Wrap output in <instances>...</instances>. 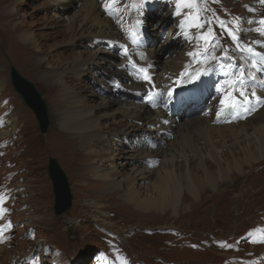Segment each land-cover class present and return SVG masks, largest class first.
<instances>
[{
	"label": "rangeland",
	"instance_id": "1",
	"mask_svg": "<svg viewBox=\"0 0 264 264\" xmlns=\"http://www.w3.org/2000/svg\"><path fill=\"white\" fill-rule=\"evenodd\" d=\"M224 1L225 4L221 5L220 0H211L212 5L209 8L205 0L204 9L209 10L208 14L213 18L222 19L229 27L233 22L234 24L238 22L242 29L237 33L241 46L250 45L262 53L264 46L257 49L253 42L264 40V37L255 31H251L252 35H248L250 31L247 30L249 27L253 29L261 27L255 21L264 18V10H262L264 3L257 0L246 4L241 0ZM98 2L104 4L105 0ZM141 2L142 0H115L113 3V0H110L107 5L109 7L113 3L108 12L109 17L118 16L122 19L132 17L135 24L138 20L143 21L142 32L148 35V39L140 43L141 47L126 48L127 55H125V48L117 44L112 46L111 39L104 41L84 39L77 47L69 45L60 47L62 57L67 58L69 54L86 51L89 56L102 57L116 65L127 60L125 64L128 67L132 52L140 50L151 53L153 49L158 48L160 53L152 66L159 73L164 71L173 59L177 60L184 54L197 50L202 52L208 47L204 40L199 39L198 34L206 32L207 28L211 27L216 40V43L211 45L213 49L211 55L218 57L220 63L201 58L199 62L196 60L197 64L207 66L212 62V66L217 65L214 67L218 68L217 71L229 70L223 66L236 65L237 62L239 63L236 66L231 65L230 70L244 66L242 61L245 62L246 54L248 56L249 54L246 51H239L236 43L224 29L205 24L198 33L185 32L180 35L184 28L182 30L179 25L180 16L173 13L175 0H143L142 16L137 11ZM68 3H70L68 0H0V82L3 84L0 91V197L4 199V203L0 204V209L3 210L0 216V228L4 229L3 234L0 235V248L6 250L0 253V264H264V161L262 167H255L251 171L249 180L257 187L254 189L257 192L249 199L250 201L237 200V194L246 192L247 188L244 184H239L238 187L231 183L237 173L234 171L230 179L217 177L218 188L217 185L214 189L209 185L208 188L205 186L204 198L213 197L218 200L222 193H227V200L222 203L215 202L216 200L201 201V198L196 202L183 201L176 212L173 209L164 212L154 209L140 211L134 205L125 203L117 194L109 201L98 202L99 209L90 208V204H93L92 200H98L96 197L100 192L106 193V190L102 185L94 187L96 190H92L91 186H78V175L82 176L91 169L90 158L80 149H77V159L81 162L72 167L59 153L52 152L47 146L48 137L53 134L58 114L54 111L50 97L41 84L44 76L39 74L40 68L36 63L33 64L31 72L24 68L22 56L25 55L26 50L19 37L23 25L25 30H32L37 34L40 42L49 48L62 42L70 20L74 21V17L79 16L82 6L76 2L64 11H57L55 8L56 5H68ZM215 4L218 5V10L214 7ZM197 14L193 9L187 10L186 31L192 27L190 22H197ZM3 15L7 19L6 22H1ZM237 18H240L239 21ZM207 19L204 16V20ZM204 20L200 18L199 22ZM248 21L253 23H247ZM132 29L131 25L126 24V31L130 33ZM211 38L212 36L209 37ZM54 54V48L46 52L48 57ZM225 55L228 59H224ZM236 57L241 58V63L235 61ZM11 66L35 85L47 103L50 120L47 133L40 132L34 112L15 92L11 83ZM244 67L247 69V65ZM113 71L116 74L109 76L103 74L101 67L93 66L82 80V86L91 88L95 82L107 84L108 93L91 89L84 93V100L91 106L104 108L106 99L110 100V107L97 111L101 117L106 113L112 115L114 111L125 106L142 105L151 93H145L144 98L141 99L135 91L130 90L129 86L133 82L129 81L137 76L134 80L139 82L142 77L140 74L144 75V73L138 71V75H135L136 72L133 70L128 71L121 66ZM214 73L220 72L213 70L210 75ZM127 74H130V78H126ZM68 76L65 74L66 79L69 80L70 76ZM213 83L214 89H217L216 81ZM212 95H207L202 102L209 101ZM162 99L159 98V106ZM11 117L16 120L15 127L9 130L11 131L9 135H3ZM26 117L32 121L34 135L40 141L42 148L41 160L38 163L31 161L29 138L22 132V118ZM120 120V115L116 114L112 118H102L100 122L106 130L117 135L126 131L128 128L126 125L129 124L120 123ZM141 126L136 124L135 128ZM180 131L179 127H175L173 134L178 135ZM139 133L140 131H134L131 135H144ZM167 139L170 141L172 137L168 136ZM126 140L122 143L124 145L120 146L123 151L131 152L136 148V144L142 143V139L135 137ZM161 147L163 148L164 144ZM186 148L190 151L189 147ZM50 158L55 159L66 174L73 196L72 208L62 216L55 214L53 183L49 177ZM82 158L84 160H81ZM174 162L180 167L178 171L181 172L183 159L179 157ZM190 165L193 169L199 168V162L195 158ZM135 166L148 168L145 164L135 163ZM133 167L134 165L128 167V172ZM159 167L161 165L156 163L152 169L156 170ZM207 167L210 170L215 168L219 170V165L212 160H209ZM248 171L246 169V172ZM151 177L150 180L153 182L157 176L152 174ZM37 180L41 183H36ZM43 187L48 191L46 208L43 205V198L37 197L40 188ZM186 194L184 189L183 197ZM102 213L105 215L104 222L100 221Z\"/></svg>",
	"mask_w": 264,
	"mask_h": 264
},
{
	"label": "bare ground",
	"instance_id": "2",
	"mask_svg": "<svg viewBox=\"0 0 264 264\" xmlns=\"http://www.w3.org/2000/svg\"><path fill=\"white\" fill-rule=\"evenodd\" d=\"M68 1L70 2L68 5H56V10L64 11L77 2L82 4L80 14L74 17V21L70 20L63 41L52 47L55 52L53 56L48 57L46 55V52L52 48L42 44L39 36L32 30H25L23 25L19 37L22 40V46L26 50L25 55L22 56L24 68L31 72L34 63L40 68L41 72L39 74L44 76L41 84L45 93L50 97L54 111L58 114L53 134L48 137L47 146L52 152L59 153L72 167L81 162L77 159V149H80L83 154L90 158L89 165L91 169L82 176L78 175V186H91L94 190V187L102 185L106 190V193L100 192L97 197L94 196L98 200H92L93 204L89 203L90 208L99 209L98 202L109 201L114 195L119 194L125 203L134 205L140 211L154 209L164 212L167 209H173L176 212L179 204L183 201L196 202L201 198V201L206 202L216 200L213 197L204 198L205 186L209 185L214 189L217 185L218 188L217 177L220 176L224 180L230 179L234 171L237 172L234 176L236 178L233 177L231 183L238 187L239 184H244L247 188L246 192L237 194V200L251 199L257 192V190H254L257 187L249 180L251 171L255 167H262L264 161V104H257L253 99L251 104H241L235 111L221 112L220 100L224 98V94L229 90V87H224L225 90L219 94L218 90L214 89L213 82L215 78L210 79L203 86L204 79L209 73L192 82H188L187 75L180 78V74L186 70L188 73H194V71L197 72L204 67L210 68L211 66V64L207 66L198 65L197 59L188 54H182L183 56L177 60L173 59L165 70L159 73L153 67L160 53V49L155 47L151 53H144L140 50L132 52L129 56L130 64L128 67L125 64L127 60H123L121 63L119 62V65H116L105 58L89 56L86 51L69 54L67 58H63L60 47L63 45L77 47L81 45L84 39H91V41L111 39L112 46L117 44L127 49L132 46L139 47L140 43H144L148 39V35L143 32L142 39L137 41L132 38L129 31H126V24L131 25L133 28L136 25L132 17L122 19L118 16H108L110 8L107 5L110 0H105L104 4H100L98 0ZM175 1L176 5L173 13L177 15L179 4L180 14L178 16L181 19L179 25L183 24L184 28L183 30L181 27L182 32L178 30L180 35L185 32L188 34L198 33L199 30L192 26L186 31L185 24H188L186 17L188 9L196 11L203 20L206 16L207 20L211 21L210 26H218L221 29L219 21L223 20H217L208 14L209 10L204 9L205 0H199L196 6L192 8L184 7L181 0ZM241 1L246 4L253 0ZM260 1L257 0V2ZM220 2L221 5L225 4L224 0H220ZM206 5L210 8L212 5L211 0H207ZM214 7L218 10L217 4ZM6 20L5 15H3L1 22H6ZM190 23L193 25L194 21ZM250 29H253V27H249L247 32ZM252 32L250 31L248 35H252ZM201 33L198 34L200 35L199 39H201ZM203 33H207V30ZM248 35L247 37H251ZM261 46L255 44L257 49ZM245 59L244 62L241 58L236 57L235 61H242V65H247L249 71H254L250 67V57L247 54ZM93 66L101 67L103 74L109 76L116 74L113 70L118 66L128 71L133 70L136 72L135 75H138L139 68L147 69L155 88L143 79L144 75L139 73L142 76L139 82L134 80L137 78L134 75L129 81L130 83L133 82L129 86L130 90L135 91L141 99L148 92L158 91L162 93L160 96L163 98L161 106H159V97L156 99L155 107L147 99L142 105L125 106L114 111L112 115L106 113L102 117L99 116L97 111L103 107L91 106L84 100V93H87L90 89L108 93L107 84L95 82L93 88L82 86L83 77L88 74ZM214 67H217V65ZM215 69L217 71L218 68ZM65 74L70 76H68L69 80L66 79ZM129 75L127 74L126 78H130ZM256 76L257 79L253 85H250V88H254L252 90L256 91L257 95L264 96V72L256 73ZM178 78L180 79L178 80ZM2 87L3 84L0 82V91ZM197 88H200L198 101L187 95L183 96V94L196 95ZM170 90L173 93L171 96L168 95ZM210 94H213L212 98L209 101L202 102V99ZM106 100L105 106L103 105L104 108L110 107V100ZM116 101L119 100L116 99ZM173 105L174 110H172ZM249 108L253 110L249 111ZM116 114L121 117L120 123H129L126 125L127 130L117 135L106 130L100 122L102 118H112ZM178 120H180L179 123ZM15 124L16 120L11 117L7 129L3 131V135H9L11 132L9 130L14 129ZM136 124L142 126L135 128ZM32 125L30 118H22V132L23 135L29 138L31 161L38 163L41 160L42 148L40 141L34 135ZM175 127L181 129L180 133L176 130L178 135L175 132L176 135L173 134ZM134 131H140L144 135H131ZM168 136L172 137L170 141L167 139ZM129 137L142 139V143H135L136 148L131 152L121 150L120 146L124 145L122 144L123 141H127L126 139ZM162 144H164L163 148L161 147ZM186 147H189L190 151H187ZM179 157L184 161L181 172L178 171L180 167L174 162ZM194 158L199 162L198 170L193 169V166L190 165ZM81 160H84V158ZM209 160L218 164L219 170H216V168L210 170L207 167ZM135 163L145 164L148 168L142 169L135 166ZM156 163L161 167L153 170L152 167ZM133 165V169L128 172V167ZM246 169L249 171L246 172ZM152 174L157 176L153 182L150 180ZM38 182L39 180L36 181V183ZM184 189L187 194L183 197ZM252 190L254 191L251 192ZM39 192L37 197L43 198V205L46 208L48 205V191L43 187L40 188ZM85 196L87 195L85 194ZM226 196L227 193H222L215 202H224V200H227ZM100 215L102 216L100 221L104 222L103 217L105 215L103 213ZM1 252H6V250L0 248Z\"/></svg>",
	"mask_w": 264,
	"mask_h": 264
},
{
	"label": "snow or ice",
	"instance_id": "3",
	"mask_svg": "<svg viewBox=\"0 0 264 264\" xmlns=\"http://www.w3.org/2000/svg\"><path fill=\"white\" fill-rule=\"evenodd\" d=\"M115 2V0H113ZM262 3H264V0H261ZM181 3H183L184 7L186 8H192L196 6L197 0H181ZM133 7H136V5H133ZM143 0L137 9L139 11L140 15H143ZM180 14L179 11V4L177 6V15ZM218 19V18H217ZM240 18H237V21H239ZM197 22L193 23V27H196L197 29H203L205 24L210 25V20H204L203 22H199L200 18L197 14L196 17ZM247 23H253L252 21H248ZM255 23H258L261 25V27L250 29V31L257 32L261 37H264V18L260 19L259 21H256ZM219 26L224 29L228 36L231 38L233 42L236 43L237 49L241 52H247L250 57V67L254 71H249L244 66H237L235 70H225L223 72V75L227 77L225 81V87H230V91H226L224 94V98L220 100L221 104V112H227V111H235L238 107L241 106V104H251L253 99L257 104H264V96L257 95L256 91L252 90L250 88V85L254 84L255 80L257 79L256 73L264 72V53L256 51L253 47L250 45H243L240 44V37L237 34L238 32H241L242 29L239 27V23L232 25L229 27L228 25H225L223 21H219ZM183 28V24L181 25ZM142 28H143V21L138 20L136 21L135 27L131 30L130 34L133 39L139 41L142 39ZM187 38V34H185ZM212 36L211 39L209 37ZM201 39L205 41V43L208 45L202 52L201 51H193L189 52L188 55L192 56L197 59L199 62L201 58L207 59L210 61H214L217 64H219V58L215 55H211L213 49L211 48V45L216 43V40L213 35V30L211 27L208 28L207 33H201ZM253 43L257 45L264 46V42L262 41H254ZM124 54L127 55V49H124ZM224 59H228L227 55H225ZM135 66V65H133ZM226 69H231V65L223 66ZM138 71L140 73H144L143 79L149 83L152 84L153 88H155L154 83L152 82L150 76L148 75L147 69L139 68ZM213 71L212 68L204 67L202 70L193 73H188L187 70L180 74V78H183L185 75H187L188 82H192L193 80H199L201 76L207 75L209 72ZM178 78V80L180 79ZM173 93L170 90L168 92V95L171 96ZM162 95V93L155 91L148 94V99L152 103V106H156V99L159 98ZM249 111H252V108L248 109ZM219 115V113H218ZM4 203V199L0 197V204ZM3 210L0 209V216H2ZM10 226V225H9ZM4 229L0 228V235L3 234Z\"/></svg>",
	"mask_w": 264,
	"mask_h": 264
},
{
	"label": "water",
	"instance_id": "4",
	"mask_svg": "<svg viewBox=\"0 0 264 264\" xmlns=\"http://www.w3.org/2000/svg\"><path fill=\"white\" fill-rule=\"evenodd\" d=\"M10 76L15 92L24 104L34 112L40 132L47 133L50 127L47 103L35 85L26 80L14 66L10 67ZM49 177L53 183L55 214L62 216L72 208L73 196L66 174L53 158L49 159Z\"/></svg>",
	"mask_w": 264,
	"mask_h": 264
}]
</instances>
